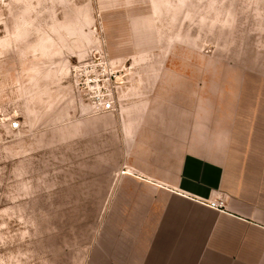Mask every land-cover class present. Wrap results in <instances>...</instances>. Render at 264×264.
Masks as SVG:
<instances>
[{
    "label": "rangeland",
    "instance_id": "rangeland-1",
    "mask_svg": "<svg viewBox=\"0 0 264 264\" xmlns=\"http://www.w3.org/2000/svg\"><path fill=\"white\" fill-rule=\"evenodd\" d=\"M192 123L264 156V0H0V264H90L119 174Z\"/></svg>",
    "mask_w": 264,
    "mask_h": 264
},
{
    "label": "crops",
    "instance_id": "crops-1",
    "mask_svg": "<svg viewBox=\"0 0 264 264\" xmlns=\"http://www.w3.org/2000/svg\"><path fill=\"white\" fill-rule=\"evenodd\" d=\"M161 132L159 155L119 174L125 199L90 264H264V156L231 155L247 146L193 123Z\"/></svg>",
    "mask_w": 264,
    "mask_h": 264
},
{
    "label": "built area",
    "instance_id": "built-area-1",
    "mask_svg": "<svg viewBox=\"0 0 264 264\" xmlns=\"http://www.w3.org/2000/svg\"><path fill=\"white\" fill-rule=\"evenodd\" d=\"M85 65H89V64H85ZM75 67V72L79 73L80 75H82V64H79ZM87 68V66H86ZM91 81H89L87 84H89ZM96 85V84H95ZM95 85L94 84H90L88 87V90H92L95 89ZM99 107L102 110H111L113 108V100L112 99H102ZM19 126V122H13L12 124V128H17ZM209 204L214 207V208H221L222 207V201L221 200H212L209 202Z\"/></svg>",
    "mask_w": 264,
    "mask_h": 264
},
{
    "label": "bare ground",
    "instance_id": "bare-ground-1",
    "mask_svg": "<svg viewBox=\"0 0 264 264\" xmlns=\"http://www.w3.org/2000/svg\"><path fill=\"white\" fill-rule=\"evenodd\" d=\"M210 205V204H209ZM211 206V205H210ZM212 207V206H211Z\"/></svg>",
    "mask_w": 264,
    "mask_h": 264
}]
</instances>
